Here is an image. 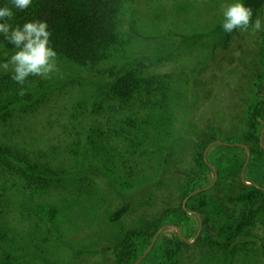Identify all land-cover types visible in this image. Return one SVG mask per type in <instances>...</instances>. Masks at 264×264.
<instances>
[{
  "label": "trees",
  "instance_id": "16d2710c",
  "mask_svg": "<svg viewBox=\"0 0 264 264\" xmlns=\"http://www.w3.org/2000/svg\"><path fill=\"white\" fill-rule=\"evenodd\" d=\"M7 2L0 0V6ZM125 2L33 0L27 12L17 13L16 22L46 21L57 58L88 70L110 60L111 50L119 43L117 20ZM244 3L252 10L254 22L264 14V0ZM213 26L206 33H192L186 50L202 43H210L214 50H229L234 35L241 30L226 33L222 20ZM12 48L0 36V53L11 52ZM259 68L260 73L255 74L259 84L254 86L258 92L238 130H227L223 117L217 126L204 125L198 115L203 108L198 98L191 104L190 116L189 107L179 95H173L171 77L145 76L131 70L111 87L99 89L103 92L110 88V99L115 103L107 108L106 121L81 123L76 145L80 151L74 153L78 161L71 170L58 166L59 160L64 161L60 149L52 154L57 166L51 162L39 164L43 151L38 149L30 156L31 152L16 147L17 141L0 140V264L53 263L49 243L63 239L52 205L35 190L36 186L49 185L52 190L57 188L55 183L67 177L85 175L102 177L110 191L99 200L106 209L104 223L121 227L111 249L114 264H136L154 236L172 226L181 233L172 240L160 237L140 264H181L186 240L196 237L198 231L191 222L196 214L203 225L196 247L206 244L212 252L221 254L222 264H233L237 245L248 241L251 229L262 223L264 226V101L260 98L264 92V32ZM57 85H48L41 77H30L20 85L11 79L10 72L0 73V119L8 124L15 108L31 105ZM104 108L103 104H94L93 115L101 119ZM217 142L220 144L212 147ZM248 151L251 158L246 167ZM17 185L32 191L26 202L30 219L19 216L22 220L26 217L24 223L30 222L32 227L24 237L19 231L10 236L13 231L4 221L15 197L12 189ZM84 189L87 204L95 202L97 192L89 185ZM197 191L201 192L185 204ZM21 238L25 244H20Z\"/></svg>",
  "mask_w": 264,
  "mask_h": 264
},
{
  "label": "rangeland",
  "instance_id": "374dc122",
  "mask_svg": "<svg viewBox=\"0 0 264 264\" xmlns=\"http://www.w3.org/2000/svg\"><path fill=\"white\" fill-rule=\"evenodd\" d=\"M228 2L230 0H126L117 20L119 43L111 50L110 60L87 70L57 58V71L42 79L48 81V85H58L43 92L31 105L15 108L8 124L0 119V140L17 141L16 147L31 152L30 156L38 149L43 151L39 164L51 162L57 166L52 154L60 149L65 162L59 160L58 166L71 170L78 161L74 153L80 151L76 145L81 123L93 119L106 121L109 118L107 108L115 103L110 99V88L103 92L99 89L111 87L116 79L131 70L143 72L145 76L171 77L175 87L173 95H179L189 107L190 116L191 104L198 98L203 107L198 115L204 125L217 126L223 117L226 120L223 126L227 125V130H238L243 126L251 99L258 92L254 86L259 84L255 74L260 73L264 14L258 20L261 28L254 27L234 35L229 50H214L210 43L186 50L189 48L187 39L192 33H206L222 20L223 8ZM7 72L0 69V73ZM260 98L264 101V92ZM98 103L105 107L101 119L93 115L94 104ZM8 181L12 183V180ZM87 185L98 195L95 202L88 204V194L83 193ZM54 186L57 188L51 190L49 185L38 184L35 189L52 205L63 239L49 243L51 264H73L79 258H82L79 264H114L111 249L121 227L117 223H104L106 209L99 199L110 194L106 181L97 175L71 176ZM12 194L15 197L4 218L5 225L13 231L10 236L19 231L24 237L32 228L30 222L24 223L31 211L26 208V202L32 191L17 185ZM20 214L26 217L22 220ZM191 222L194 227L198 226V233L199 217L192 216ZM251 230L248 241L243 240L237 245V258L233 264H264L263 223ZM176 233L180 234V229L165 227L155 244L162 236L174 239ZM198 238L196 234L186 240L188 246L183 249L181 264H222L221 254H215L206 244L196 247ZM19 242L25 244L23 238Z\"/></svg>",
  "mask_w": 264,
  "mask_h": 264
},
{
  "label": "clouds",
  "instance_id": "9594fccd",
  "mask_svg": "<svg viewBox=\"0 0 264 264\" xmlns=\"http://www.w3.org/2000/svg\"><path fill=\"white\" fill-rule=\"evenodd\" d=\"M33 0H8L0 6V36L13 45L11 52L0 56V69L10 72L11 79L23 85L30 77L49 78L57 71V53L51 46V32L46 21L31 19L16 22L17 13L27 12ZM261 28L253 21V12L244 0H230L222 13V27L226 33L249 27Z\"/></svg>",
  "mask_w": 264,
  "mask_h": 264
},
{
  "label": "water",
  "instance_id": "95a60500",
  "mask_svg": "<svg viewBox=\"0 0 264 264\" xmlns=\"http://www.w3.org/2000/svg\"><path fill=\"white\" fill-rule=\"evenodd\" d=\"M263 137H264V130H263V135H262V138H261V142L263 141ZM219 144H220V142H217V143H215L214 145H212V147L215 146V145H219ZM250 158H251V153H250V151H248V159H247L246 167H247V165H248V162H249ZM245 170H246V168H245ZM245 170H244V172H243V181H244V182L246 181V180H245ZM217 177H218V176H217V173H216V180H217ZM210 188H211V187H209L208 189H210ZM208 189H206V190H208ZM203 190H205V189H203ZM199 192H201V191H197V192L193 193L192 195H190V196L187 198V200L185 201V204H186V202L188 201V199H190L191 196H194L195 194H197V193H199ZM196 216L199 217L197 214H196ZM199 219H200V230H199V232L197 233V238L200 236V233H201L202 228H203L202 220H201L200 217H199ZM163 230H164V228H163L161 231H159V232L157 233V235H156V239H155V241L153 242V244H152V246L150 247V249L145 253V255H144L143 257H141V258L137 261L136 264H140V263H141V262H142V261L148 256V254L150 253L152 247L154 246V244H155V242H156V240H157V237L159 236V234H160Z\"/></svg>",
  "mask_w": 264,
  "mask_h": 264
}]
</instances>
